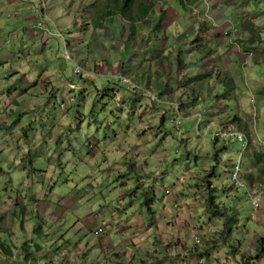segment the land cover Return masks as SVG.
<instances>
[{
	"label": "rangeland",
	"instance_id": "374dc122",
	"mask_svg": "<svg viewBox=\"0 0 264 264\" xmlns=\"http://www.w3.org/2000/svg\"><path fill=\"white\" fill-rule=\"evenodd\" d=\"M19 1L21 9L4 11L0 22V235L13 250L11 256L0 251V264H22L24 241L51 243L54 234L60 237L66 230L72 236L82 213L99 204L116 205L113 197L122 182V187L132 184L131 194L140 192L137 200L142 207L135 208L140 202L129 206L140 226L154 219L147 206L148 185H153L157 198L152 211H160L158 203L173 192L183 198L180 209L186 203L194 205L193 223L179 228L196 231L190 238L198 256L223 263L215 257H224V242L232 245L227 240L236 239L238 262L264 264L260 248L264 224L253 218L244 191L231 190L226 167L244 146L235 140L217 141L213 126L230 125L234 116H227V111L236 113L242 103L248 120L239 119L247 122L242 127L251 129L248 137L234 128L249 141L242 167L247 165L253 180L264 183V0H189L186 8L181 0H171L172 10L160 18L170 1L148 0L154 3L155 15L134 35L114 0ZM110 7L107 28L95 27L99 15ZM221 18L224 27L234 23L241 37L235 31H221ZM37 29L43 30L45 41L32 35ZM224 44L223 56L232 53L226 57L231 64H224V84L219 85L212 72L205 76L200 69L210 72L219 67H211L206 59L212 49L216 56ZM67 53L74 59L68 60ZM179 59L186 65L180 67ZM78 64L85 70L81 75L74 74ZM40 75L51 79L48 88L40 83ZM193 84H199L198 91ZM221 91L229 95L224 94V102ZM219 102L224 109L217 115ZM220 112L223 125L217 123ZM87 145L95 146L98 156L90 157ZM135 162L148 172L133 171L131 176L124 166ZM209 175H214L210 185L204 179ZM174 182L181 185L177 191ZM213 185L219 188L217 217L208 209ZM191 195L195 202L187 199ZM34 196L44 200L39 211ZM70 199H79V204L54 219L55 210ZM222 206L232 210L230 223ZM227 224L232 228L229 234L224 233ZM39 226L47 234L34 232ZM176 226L165 227L174 233ZM176 243L164 246L166 255ZM185 245H180L183 250ZM48 252L54 255L47 264H58L61 251ZM46 261L41 258L42 264Z\"/></svg>",
	"mask_w": 264,
	"mask_h": 264
},
{
	"label": "crops",
	"instance_id": "0c3cea01",
	"mask_svg": "<svg viewBox=\"0 0 264 264\" xmlns=\"http://www.w3.org/2000/svg\"><path fill=\"white\" fill-rule=\"evenodd\" d=\"M169 1L170 2L169 4H167L166 8L165 9L163 8L166 13L168 12V14L171 9V6H170L171 0ZM19 2H20L19 0H0V22L2 20V14L4 11L14 12L18 8L21 9L18 5ZM183 5L185 6L186 4H183ZM176 15L177 14H175V17ZM158 17L160 18V16ZM20 19L21 17L17 20L20 21ZM108 19L106 21H103L101 25H99L96 21V25L94 26L97 28H102V29L107 28L104 24L108 22ZM236 19L237 18H235L234 21H236ZM223 20L224 18H221L219 20L218 28L221 31L231 30L230 33L235 31L237 36L241 37V33L237 31V27L234 23L231 26L227 25L226 27H224ZM194 21H197V19ZM20 28L21 27H19V29ZM22 28L24 29V34L27 35L29 31H26L25 27H22ZM241 30L243 31V27L241 28ZM1 32H2V28L0 27V33ZM248 32H251V30ZM95 34L96 36L101 35L99 33H95ZM110 34L111 32L109 30L108 35ZM32 35L36 37V39L40 37L42 41L46 40V37L44 36V32L42 29L41 30L37 29V33L35 31L33 32ZM102 35L107 37L104 34ZM218 36L221 39L222 35L214 34V37H218ZM226 42H227L226 44L229 43V41H226ZM226 44L222 45L223 48H219V50H217L216 56L214 53L215 50L212 49L210 51L209 57H207L206 59L207 62L209 61L211 67L219 66L220 68L215 67L213 68V71L211 68L210 72L206 71L207 73L204 71V68L200 69L201 73L204 74L205 76L208 73L211 74L212 72L213 74L211 76L213 78L217 77V82L219 85L224 84L222 81V77H220L221 73L224 72L223 71L224 64L225 65L231 64L228 61V59H226V57L228 58L232 53L227 52L226 55L223 56L224 46ZM88 46L87 48H89ZM68 47H69V43H68ZM83 47L85 50L86 44L83 45ZM237 55L239 56L238 53ZM78 57L79 55L77 56V58ZM203 62H205V59L203 60ZM183 64L186 65L185 62H183ZM103 66L104 65H102V69H104ZM181 67H182V64H181ZM200 67H202V65ZM96 71L97 72L100 71V65L97 66ZM40 81H41L40 83H43V84L46 83L47 88H48V84L51 85L52 83L51 79L47 77H43V75H40ZM199 82H202V81H199ZM198 85L199 84L197 85L193 84V89H195L194 90L195 92L198 91V88H197ZM223 94H224V91H221L222 97L220 98L221 99L220 102H224ZM220 102H219V106L216 108V111L224 109V106H221ZM237 107H238L237 113H239L244 120L245 119L248 120L247 114L243 110L242 103L240 101L238 102ZM218 118L219 116L217 117V120ZM71 146L73 147V144H71ZM94 147L95 146H92V145L90 146L87 145L85 147V149L89 148L88 151H89L90 157H93L95 155L98 156V154H96L98 152L94 149ZM137 163L138 162H135V164H130L127 166L125 165L124 169L125 170L130 169L131 176L133 174V171L135 172L143 171L144 174L148 172L147 170L142 168V166H139ZM121 172H120L119 178L123 177ZM141 178L142 179L144 178L143 174L141 175ZM144 181L145 179H143L141 182H144ZM123 184L124 183L122 182L121 184L116 186L117 188H119L118 189L119 193H116L113 197V199L116 200L115 206L112 207V205L99 204L100 207L98 209H95V210L92 209L91 212L89 213L85 212V213H82V216H78V220L75 223V232L72 236L68 235V230H66L65 232L61 234L60 237H57L54 234L53 235L54 239L50 241L51 243L47 242L46 244H41L43 246V249H41L40 251L41 253L38 256V262L42 264L41 258H45V261L48 258H53L49 255L50 254L54 255V254L49 253L48 250H50V252H53V253H56L55 250H60L62 254L56 257L58 264H208L209 261L212 264V261L209 260V256H207L206 258L200 257L193 251L194 249V245L192 244L193 239L191 240L190 235L191 233L194 234V232L196 231L195 230L189 231L190 230L189 227H185L184 231H181L179 228V225L182 226V224L193 223V217L191 216H193L192 212L194 211V207H193L194 205L187 207V203H186L182 205L184 207L186 206L185 207L186 209H183L184 207L180 209L181 208L180 201L183 198L179 197V195H176V194L174 195V192H173V193L168 194L167 195L168 198H166L164 201L158 203L160 206V211H152L153 205H155L154 202H156L157 192H156V188L152 187L153 185L152 186L148 185L150 188V191H149L150 197L147 200V204H148L147 206L149 210H151V212L153 213L154 219L152 220L149 219L150 221L146 227L140 226V223H139L140 221H134V218L132 216V211H130V209L132 208H129V206H133V204H135L136 202H140L137 200L138 198L137 196L140 194V192L135 191L136 194H131L134 191V187L132 186V184L128 183L127 186L122 187ZM138 184H141V183H138ZM174 184L175 186L179 185V184L177 185V183L175 182ZM180 187L181 185L174 189H176L177 191ZM192 196L193 195L188 196L187 199H192L195 202L196 199L192 198ZM37 199L38 198L34 196V200H37ZM39 203L43 205L44 200L38 199V211L40 210ZM149 203H152V206H150ZM46 204H48V200H46L45 205ZM78 204H79V199L78 200L70 199L66 203L60 204L59 208L55 210L52 216H54V219L60 218L65 213L66 209L69 206H74V205L76 206ZM139 206L142 207L141 202L137 207H135L136 210L139 209ZM77 210L78 211L81 210V206H78ZM46 213H48V209H46ZM55 214H57V216H55ZM52 216H50L49 219L54 220L52 219ZM263 218H264V207L262 206L261 214L259 215L258 218H255V219H257L259 223L264 224V221L261 222ZM170 223H172V225L174 226L178 225L176 226L178 227L176 229L173 227V229L176 230L174 231V233H172V231L166 230V227H165L166 224H170ZM53 228H56V226H53ZM37 230H42L39 235L47 234V231L42 226H39ZM224 233L228 234L229 230L225 229ZM235 240L234 239L233 241L227 240V243H232L233 245V242ZM174 242L179 243V245L176 248H173V249L170 248L171 252L170 253L167 252V255H166L164 246L168 244H172ZM185 243H187V245H185ZM238 243L240 245L239 249H241L242 248L241 242H238ZM181 244L185 245L184 250L180 246ZM225 245H226V242H224V257L223 255H218V257H215L216 259L222 258V259H219L220 262L221 260H223V263H220V264H241L240 262L237 261V255L240 252H238L235 249V246L234 245L225 246ZM227 248H232L231 253L226 250ZM261 253L264 255L263 247H261ZM173 255H175L176 257L172 258Z\"/></svg>",
	"mask_w": 264,
	"mask_h": 264
},
{
	"label": "trees",
	"instance_id": "16d2710c",
	"mask_svg": "<svg viewBox=\"0 0 264 264\" xmlns=\"http://www.w3.org/2000/svg\"><path fill=\"white\" fill-rule=\"evenodd\" d=\"M115 1V9L119 10V12L122 13V15L125 17L129 27L132 30V34L134 35L138 29L139 25H143L145 26L148 23V20L151 16L155 15L154 14V3L153 2H149L148 0H114ZM187 1L189 2V0H181L182 4H186ZM111 2H113L111 0ZM113 7V5H112ZM112 7L105 9L104 13H101V15H99L97 23L99 25L102 24V21H106L108 18L111 17V13H112ZM114 9V7H113ZM162 14H166L165 11H161V14L158 16H162ZM146 23V24H145ZM156 28H158L156 26ZM157 30V29H156ZM167 37V35H166ZM181 64L183 66L182 61L179 59V65L181 67ZM220 77H222V81L224 83V72L221 73ZM234 87V86H233ZM225 95H228L227 93H224ZM223 94V97H224ZM218 113V111H216ZM232 115L234 116L233 118H231V123L230 125L224 126V118H223V114H221L220 112V116L218 118V122L221 123L224 126V129L226 131H230L233 130L234 128H237L238 130L244 132L248 137H249V133L251 132V129L249 127H247V129L244 126L243 123H247V122H243L241 120H243L242 117H240L239 113H226V115ZM241 120H240V119ZM244 121V120H243ZM245 129V130H244ZM246 136V137H247ZM247 137V139H248ZM217 141L219 139H216ZM224 144H229L230 142H232L231 139H223ZM252 146L249 147V152H250V148ZM238 158V157H237ZM258 159H261V154L258 155ZM237 159L232 160L229 159V164L226 166L229 173L232 174L234 166L236 164ZM215 170L213 169V171L211 172L212 174H214ZM251 172V171H250ZM262 172V171H261ZM264 172V171H263ZM213 176H204L205 182H207L209 185L212 182L213 184ZM245 179L251 183H255L257 181L253 180V174H249L248 172V167L246 165L245 167ZM231 190L234 192L235 191H240L238 189H235L234 186L231 184ZM211 189V193H209L208 195V209L211 211V214L215 217H217V215L220 212V205L218 204V197H217V191L219 190L218 185L214 186ZM209 191V190H208ZM225 192V191H223ZM226 195V194H225ZM226 197H229L228 195H226ZM224 209V214H227V222L229 221V223L231 222L232 218H231V213L232 210L231 209H227L226 207H223ZM223 214V213H222ZM38 229V228H37ZM34 230V232H37L38 234L41 233L42 230ZM229 230V233H231L232 228L230 224H227V228ZM228 233V234H229ZM7 242V241H6ZM5 242V239L2 238V236L0 235V251L5 255V256H11L13 254V250L11 248V246H9L10 244L7 242ZM22 246L20 249V258H21V262L22 264H40L38 262V256L40 255V251L41 249H43V246L39 243H35L34 245H31V243L24 241L22 242ZM262 247V245L260 246V248ZM48 261L45 262V264H47Z\"/></svg>",
	"mask_w": 264,
	"mask_h": 264
},
{
	"label": "built area",
	"instance_id": "2783aa9c",
	"mask_svg": "<svg viewBox=\"0 0 264 264\" xmlns=\"http://www.w3.org/2000/svg\"><path fill=\"white\" fill-rule=\"evenodd\" d=\"M66 58L68 60L74 59L68 53L66 55ZM83 72H85V70L80 64H78L74 69L75 75H81L83 74ZM125 81L131 83V81L127 79H125ZM213 126L217 129V134H216L217 139L235 140L237 143L243 144L244 146V150L238 155L236 164L231 174V182L235 189L244 191V193L247 195L248 200L251 203L253 218H258L262 210L264 183L261 182L251 183L245 179V169H243L242 164H243L244 154L248 149L249 141L246 135H244L243 133H241L236 129L226 131L224 127L219 124H215ZM166 192L170 193V190L167 188ZM194 241L196 244H201L200 237H195Z\"/></svg>",
	"mask_w": 264,
	"mask_h": 264
}]
</instances>
